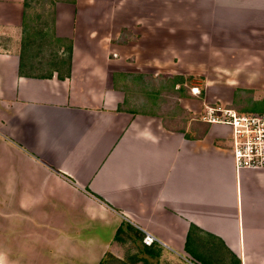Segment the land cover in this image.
<instances>
[{
  "label": "crops",
  "instance_id": "0c3cea01",
  "mask_svg": "<svg viewBox=\"0 0 264 264\" xmlns=\"http://www.w3.org/2000/svg\"><path fill=\"white\" fill-rule=\"evenodd\" d=\"M24 1L0 0V264H106L132 232L134 264H264V167L236 169L231 127L192 123L184 96L180 124L128 106L119 79L157 74L158 58L152 42L114 39L91 0H55L70 62L28 72Z\"/></svg>",
  "mask_w": 264,
  "mask_h": 264
},
{
  "label": "rangeland",
  "instance_id": "374dc122",
  "mask_svg": "<svg viewBox=\"0 0 264 264\" xmlns=\"http://www.w3.org/2000/svg\"><path fill=\"white\" fill-rule=\"evenodd\" d=\"M54 2L28 0L24 33L28 72L47 73L59 64L66 68V53L59 50L69 41L54 36ZM91 4L110 10L105 21L110 22L114 39L153 44L157 74L131 73L119 79L128 106L148 104L181 121L179 98L184 96L195 109L189 111L192 123L205 113V102L257 111L253 109L259 99L256 91L264 88V0H91ZM125 24H137L138 33L128 31ZM176 74L183 75L181 86L175 83ZM133 235L122 242L118 250L122 257L109 258L106 264H134L140 251ZM210 262L215 264L211 259L206 264Z\"/></svg>",
  "mask_w": 264,
  "mask_h": 264
},
{
  "label": "built area",
  "instance_id": "2783aa9c",
  "mask_svg": "<svg viewBox=\"0 0 264 264\" xmlns=\"http://www.w3.org/2000/svg\"><path fill=\"white\" fill-rule=\"evenodd\" d=\"M201 118L231 127V150L236 169L264 167V112L239 111L226 104H207ZM157 237L149 231L142 236L150 245Z\"/></svg>",
  "mask_w": 264,
  "mask_h": 264
},
{
  "label": "trees",
  "instance_id": "16d2710c",
  "mask_svg": "<svg viewBox=\"0 0 264 264\" xmlns=\"http://www.w3.org/2000/svg\"><path fill=\"white\" fill-rule=\"evenodd\" d=\"M24 4H25V6H28V0H25ZM26 22H27V16H26V18L24 17V33H25L26 28H27V23ZM57 38H60V37H57ZM24 39H25V36H24ZM68 41H69V44L67 45V47L64 48L66 50V63H67V66H68V64L70 62V54H71V49H72V44H71L70 40H68ZM21 66H23V62L20 63V67ZM130 74L131 73H126L125 76L130 75ZM137 76L142 77L144 75L142 73H138ZM175 76L179 77V79L183 78V75L176 74ZM188 76H190V75H188ZM179 79L175 80V83H178V85H180V83L185 82V80H183V79L179 80ZM196 228H197V226L192 224L190 229H189L188 235L191 233V231H193V229H196ZM121 232H124V227L122 225L117 228V231L115 233V238H119ZM98 264H105V257H103Z\"/></svg>",
  "mask_w": 264,
  "mask_h": 264
}]
</instances>
